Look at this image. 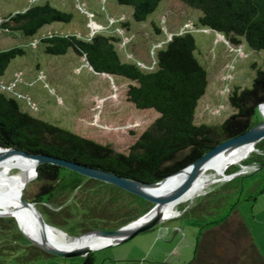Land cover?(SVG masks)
I'll use <instances>...</instances> for the list:
<instances>
[{
  "label": "trees",
  "instance_id": "16d2710c",
  "mask_svg": "<svg viewBox=\"0 0 264 264\" xmlns=\"http://www.w3.org/2000/svg\"><path fill=\"white\" fill-rule=\"evenodd\" d=\"M116 1L130 6L135 21H144L161 0ZM180 1L200 10L197 17L200 26L222 34L231 44L243 41L252 50L264 51V0ZM71 18L72 12L44 0L2 16L0 31L17 30L32 37L43 25L53 21L69 22ZM153 27L159 31L155 25ZM117 41L118 37L101 32L88 38L72 33L40 37L46 53L63 54L70 48L75 55L83 56L93 71L133 81L127 85V99L137 109H153L157 116L125 150H115L108 143L34 116L21 109L15 97L3 92H0V146L45 153L121 176L154 182L257 122L252 120V115L264 101L263 68H255L250 86H234L229 91L227 98L235 110L233 113L219 123H195V108L208 80L207 71L196 56L192 32L173 33L156 49L154 67L148 71L134 61L122 60L116 48ZM24 53L25 47L21 45L0 49V76L13 58ZM263 162L264 137L240 165ZM237 169L233 166L227 173L232 174ZM237 177L238 174L230 177L218 189L208 191L186 209V214L202 219L203 223L196 235L194 255L185 264H264V256L254 242L249 226L233 206L212 216L220 209L225 194L218 200L212 199L213 205L209 197L216 192L241 189L242 183L236 182ZM33 182L36 191L30 201L38 204L45 220L57 226L73 220L82 232L118 228L153 205V201L114 184L49 162L36 166ZM16 249L21 252L13 257L22 263L53 255L27 239L14 217L0 216V256L14 254ZM79 260V264H97L94 251Z\"/></svg>",
  "mask_w": 264,
  "mask_h": 264
},
{
  "label": "rangeland",
  "instance_id": "374dc122",
  "mask_svg": "<svg viewBox=\"0 0 264 264\" xmlns=\"http://www.w3.org/2000/svg\"><path fill=\"white\" fill-rule=\"evenodd\" d=\"M42 1L44 0H0V20L7 13L24 10L27 6ZM47 1L72 12L71 20L53 21L43 25L32 37L17 30L0 31V49L12 45L25 47V53L13 58L0 76V92L15 97L21 109L30 114L68 127L98 142L108 143L115 150H125L157 113L151 108L137 109L127 99V85L133 82L130 79L93 71L85 58L75 55L70 48L63 54L46 53L40 37L51 33H72L82 38H88L96 32L114 35L118 37L115 44L121 59L134 61L148 71L154 67L156 49L173 33L189 30L195 38L196 56L205 67L208 80L206 90L198 99L195 108V123H219L233 113L235 110L227 98L229 91L234 86H250L255 68L264 69V51L252 50L243 41L231 44L222 34L200 26L197 22L200 10L188 7L180 0H161L144 21H135L130 6L116 0ZM153 25L159 29L158 32ZM252 120H262L258 107ZM254 150L255 148L243 159ZM233 166L238 168L234 173L238 174L236 182H241L242 187L235 192H216L211 195L209 199L213 205L212 199L218 200L220 195L225 194L220 209L214 211L212 216L233 206L249 226L254 242L264 256V162L243 166L240 162L229 163L224 174H214L213 169H205L198 181H206L202 190L179 201L172 213L208 191L218 189L233 176L227 173L233 170ZM15 171L16 167L10 169V173ZM35 176L36 174L24 186L23 196L27 200L36 191L33 182ZM214 208L212 207L213 210ZM44 218L47 219L46 216ZM195 222L200 226L203 220L196 219ZM17 226L20 230L18 224ZM54 226L62 229L69 237L83 233L73 220L63 226ZM20 252L16 249L14 254L0 256V264L80 262L77 256L50 255L22 263L13 257ZM100 252H103L102 248L94 251L96 256Z\"/></svg>",
  "mask_w": 264,
  "mask_h": 264
},
{
  "label": "water",
  "instance_id": "95a60500",
  "mask_svg": "<svg viewBox=\"0 0 264 264\" xmlns=\"http://www.w3.org/2000/svg\"><path fill=\"white\" fill-rule=\"evenodd\" d=\"M263 105H264V101L260 102L257 106L262 114V120L257 121L255 124L247 128L245 131L215 144L213 147L207 150L203 155L193 160L186 166L154 182H144L139 179L121 176L114 172L104 170L102 168L87 166L85 164L73 160H68L65 158H60L45 153H28L23 150L17 149L15 147L0 146V160L8 159L16 155L27 157L31 159V161L34 164V175L36 174V166L39 163L49 162L52 164L64 166L71 170H75L89 177L104 180L124 190H127L129 192H132L134 194L140 195L142 197H145L153 201V205L148 211H146L139 217L127 222L126 224L118 228H114V229L95 228L72 237L75 238V237H80L83 234H87V233H96L100 236L110 238L109 241L98 246L77 245V246L69 247L66 245H58L50 242L44 233L41 234L40 240L37 241L32 237H30L29 235H27L19 226L21 232L29 240H31V242H33L43 250L53 255H58L61 257H76V256L82 257V256H86L90 252L111 245L113 243L123 242L133 237L137 233L157 225L164 218L171 215V214L170 215L163 214L160 210L161 207L163 205H167V204L171 205L172 203H177L180 200H182L183 195L186 194L194 186V184L199 181V178L203 173L205 166L207 165L208 161L211 160V158L218 155L219 153L229 152L244 144H252L255 147V144L264 137V112L261 108V106ZM232 174L233 176L237 175V173H232ZM170 179H173L174 181L170 183L166 188L161 190L158 189V186L164 184L165 182H169ZM20 202L22 206L31 207L35 211L37 215V219L43 228L45 226L57 228L56 226L48 223L43 217L40 210L35 206V203L25 199L23 194L20 195ZM151 210H154V212L144 220H141V218L149 214ZM0 216H12V214L9 212L1 211ZM57 229L62 230L60 228ZM64 233L66 234V232Z\"/></svg>",
  "mask_w": 264,
  "mask_h": 264
},
{
  "label": "bare ground",
  "instance_id": "6f19581e",
  "mask_svg": "<svg viewBox=\"0 0 264 264\" xmlns=\"http://www.w3.org/2000/svg\"><path fill=\"white\" fill-rule=\"evenodd\" d=\"M264 112V105L261 106ZM252 144L241 145L229 152L219 153L208 161L205 169L211 168L214 174H224L225 168L229 163L241 162L247 154L254 149ZM16 167V171L10 173V169ZM203 170V171H204ZM34 177V164L31 159L23 156L16 155L14 157L0 160V212H9L16 219L21 229L30 237L35 240H40L41 234L44 233L47 239L58 245L77 246V245H90L98 246L110 240L109 237H103L96 233L83 234L80 237H69L64 231L54 227L41 226L37 219L35 211L31 207H24L20 202V195L23 194L25 184ZM174 180L170 179L158 186V189L166 188ZM206 181L196 182L194 186L183 195L182 200L192 197L195 193L202 190ZM180 200V201H182ZM178 203V202H177ZM177 203L163 205L161 212L165 215L173 214V208ZM149 214L143 216L144 220Z\"/></svg>",
  "mask_w": 264,
  "mask_h": 264
},
{
  "label": "crops",
  "instance_id": "0c3cea01",
  "mask_svg": "<svg viewBox=\"0 0 264 264\" xmlns=\"http://www.w3.org/2000/svg\"><path fill=\"white\" fill-rule=\"evenodd\" d=\"M198 199L182 205L157 225L123 242L103 247V252L95 255L97 264H185L190 261L201 225L195 222L200 218L186 214V209Z\"/></svg>",
  "mask_w": 264,
  "mask_h": 264
}]
</instances>
